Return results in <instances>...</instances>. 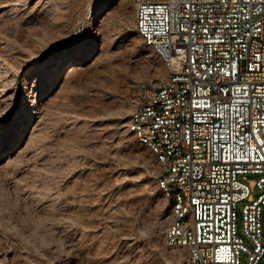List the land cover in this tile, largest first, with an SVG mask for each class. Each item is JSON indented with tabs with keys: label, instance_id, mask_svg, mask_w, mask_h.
Listing matches in <instances>:
<instances>
[{
	"label": "rangeland",
	"instance_id": "obj_1",
	"mask_svg": "<svg viewBox=\"0 0 264 264\" xmlns=\"http://www.w3.org/2000/svg\"><path fill=\"white\" fill-rule=\"evenodd\" d=\"M136 1L0 0V264H187L128 128L169 72Z\"/></svg>",
	"mask_w": 264,
	"mask_h": 264
},
{
	"label": "built area",
	"instance_id": "obj_2",
	"mask_svg": "<svg viewBox=\"0 0 264 264\" xmlns=\"http://www.w3.org/2000/svg\"><path fill=\"white\" fill-rule=\"evenodd\" d=\"M136 26L169 59L138 127L167 156L181 211L167 243L187 264H260L264 256V0H137ZM255 175L256 177H249ZM188 194L189 207H181Z\"/></svg>",
	"mask_w": 264,
	"mask_h": 264
},
{
	"label": "bare ground",
	"instance_id": "obj_3",
	"mask_svg": "<svg viewBox=\"0 0 264 264\" xmlns=\"http://www.w3.org/2000/svg\"><path fill=\"white\" fill-rule=\"evenodd\" d=\"M138 21V11H137V16H136V22ZM138 31L140 35L143 37L145 43L147 45L153 46L154 49L167 61L169 65V59L167 57V54L163 49L160 48V45L157 44L156 42H152L150 38L148 37L147 31H143L142 28H138ZM164 80H169V72L168 76ZM145 101H146V93L142 95V98L136 105L134 111L132 112L130 121L128 123V128L130 131H132L139 139L140 141L147 145L149 149L151 150L152 153L155 155V164H156V169L155 170H162L165 167V163H167V156H165L164 153H162V150L159 149L158 146L153 145V141L150 140L149 138L144 136V130L139 129L138 127V115H140L143 111V108L145 106ZM156 180L160 186V188L165 192L166 196L169 198L170 206H171V211L169 216V221H168V229L169 230H176L178 229L180 222H181V211L176 210V206H173L171 204V194L169 192V187L166 184H163V179L160 176L155 175ZM180 204L181 207H189V196L188 194H180Z\"/></svg>",
	"mask_w": 264,
	"mask_h": 264
}]
</instances>
